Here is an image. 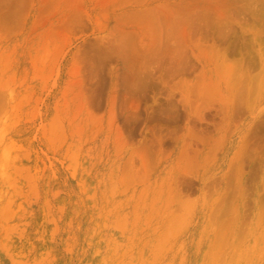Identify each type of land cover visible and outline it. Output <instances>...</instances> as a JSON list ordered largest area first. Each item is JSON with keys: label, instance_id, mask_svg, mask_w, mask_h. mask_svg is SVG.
Listing matches in <instances>:
<instances>
[{"label": "rangeland", "instance_id": "1", "mask_svg": "<svg viewBox=\"0 0 264 264\" xmlns=\"http://www.w3.org/2000/svg\"><path fill=\"white\" fill-rule=\"evenodd\" d=\"M0 264H264V0H0Z\"/></svg>", "mask_w": 264, "mask_h": 264}]
</instances>
